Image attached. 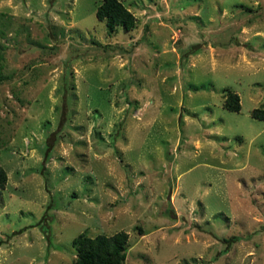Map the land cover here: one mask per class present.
Instances as JSON below:
<instances>
[{
    "label": "rangeland",
    "instance_id": "1",
    "mask_svg": "<svg viewBox=\"0 0 264 264\" xmlns=\"http://www.w3.org/2000/svg\"><path fill=\"white\" fill-rule=\"evenodd\" d=\"M101 1L0 0V264H264V0Z\"/></svg>",
    "mask_w": 264,
    "mask_h": 264
},
{
    "label": "trees",
    "instance_id": "2",
    "mask_svg": "<svg viewBox=\"0 0 264 264\" xmlns=\"http://www.w3.org/2000/svg\"><path fill=\"white\" fill-rule=\"evenodd\" d=\"M95 16L104 21L110 32L114 26L131 29L135 24L132 13L120 0H102L97 6ZM223 107L229 111L240 110L239 98L230 90L225 91ZM251 117L264 121V107L254 108ZM6 173L0 165V188H4ZM127 233L123 230L111 235L98 234L94 237L82 232L72 239V246L76 250L74 264H124L126 259Z\"/></svg>",
    "mask_w": 264,
    "mask_h": 264
}]
</instances>
